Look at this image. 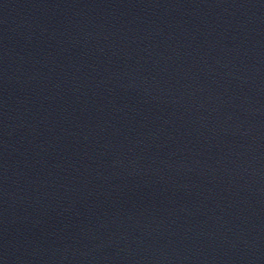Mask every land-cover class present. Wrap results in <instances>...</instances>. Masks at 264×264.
Returning <instances> with one entry per match:
<instances>
[{
	"label": "water",
	"instance_id": "obj_1",
	"mask_svg": "<svg viewBox=\"0 0 264 264\" xmlns=\"http://www.w3.org/2000/svg\"><path fill=\"white\" fill-rule=\"evenodd\" d=\"M0 264H264V0H0Z\"/></svg>",
	"mask_w": 264,
	"mask_h": 264
}]
</instances>
